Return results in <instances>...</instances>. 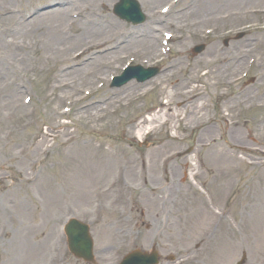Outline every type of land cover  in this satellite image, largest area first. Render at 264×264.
Returning a JSON list of instances; mask_svg holds the SVG:
<instances>
[{"label":"rangeland","instance_id":"374dc122","mask_svg":"<svg viewBox=\"0 0 264 264\" xmlns=\"http://www.w3.org/2000/svg\"><path fill=\"white\" fill-rule=\"evenodd\" d=\"M57 1L21 0L22 6L27 8L26 15L30 16L36 11L50 10ZM117 1L105 0V12L117 23L136 27L114 16L112 7ZM175 1L139 0L146 14V26H154L160 32L169 29L184 38L170 40L154 56L149 52L139 55L129 52L123 58L115 59L109 72H99V82L103 86L100 89L95 86L92 97L84 102L93 107L94 101L102 98L104 92L109 93L105 100L113 94L126 96V85L120 88L106 85L110 75L119 73L126 64H141L144 68L158 65L160 68L154 78L136 83L137 87L129 94L128 106L109 105L108 109L96 111L98 118L78 117L81 110L59 115L67 111V105L55 97L51 87V76L59 70L56 64L37 71L27 61L29 52L22 48L7 49L11 53L0 54V60L9 58L20 68L16 72L20 84L0 91V159L6 156L4 148L16 150L18 144L29 143L34 135H45L52 145L51 151L45 156H37L34 168L27 170L40 176V183L20 182L28 165L21 166L24 170L19 167L16 171L7 170L3 165L0 167L1 174L7 175L10 171L11 179L7 180L11 182L15 200L13 204L8 195L0 199V217L9 221L7 228L11 238L5 242L10 243L14 260L9 261H13L12 264H89L67 251L61 225L71 216L89 225L94 254V263L90 264H116L130 249L148 250L150 247L159 251V264H166L167 254L179 259L176 264H235L242 256H245L244 264H253L257 259L260 260L257 264H264V227L261 229L260 226V218L264 217V166L248 164L262 160L263 156L249 158L241 150H264V132L258 135L250 130L253 120L264 118V0H210L207 16L190 14V20L180 18V22L175 20L177 16L197 10L201 0H181L178 4ZM9 4L16 6L18 3L0 0V6ZM163 7H168L166 14L162 13ZM248 8L254 12L246 15L244 12ZM256 9L261 12L258 14ZM153 14L160 17L158 22H152ZM183 23L185 28L181 26ZM174 25L178 26L175 30L167 27ZM17 30L15 27L10 31L16 40L37 41L38 45L47 35L45 30L34 31L33 27L26 34ZM71 31L78 35L76 27L73 26ZM10 32H0V41L11 38ZM226 38L229 40L224 44ZM256 39L262 44L251 47ZM198 44H205V50L191 55V48ZM246 46L249 51H244ZM75 48L78 45L74 47L73 44L70 52ZM234 51L241 64L237 69L231 67L225 76L234 77L232 84L221 88L215 86L214 79L203 76L194 93L185 92L190 84L196 87L192 80L203 74L204 66L214 67L219 63L216 59ZM177 57L182 58L179 63L174 62ZM211 60L214 62L210 63ZM188 76L192 77L189 83ZM65 79L71 78L60 74V80ZM0 82L3 83V78ZM94 84L91 79L80 86L81 89H93ZM202 88H206L207 93L202 92L205 90ZM25 89L31 97L28 105L20 102ZM195 93L197 98L190 99ZM164 106L167 107V121L155 116L154 120L147 119L154 111L161 112ZM194 106H197V113L193 115L190 111ZM173 114L177 115L176 119ZM200 117L211 122L198 130L194 124L201 120ZM223 118L230 119L231 124ZM57 127L62 130H56ZM139 129L142 132L138 135ZM70 136H74L70 141L81 143L67 149L64 141ZM143 139L146 144L140 142ZM215 141L236 150L237 158L243 163L226 165L221 170L222 175L210 184L208 180L214 162L209 153ZM95 143L100 145L94 148ZM137 154L149 159L151 176H156L151 180L154 185L163 183L156 175L161 168L160 158L167 154L174 157L168 166L173 185L166 190L169 193L166 202L169 214L166 215H170L171 227H161L156 203L145 201L146 196L139 193L141 189L134 176L135 166L140 169L139 163L136 164ZM83 155L108 160L102 169L93 171L90 176L78 165ZM198 161L200 170L193 175L196 169L193 163ZM114 164L123 165L128 172L131 179L127 185L117 181L106 185L112 178ZM218 164L216 161L215 165ZM192 178L201 183L205 192L193 183ZM138 208L145 213V220L138 215ZM259 230L262 236H259ZM5 242L4 247H0V257L6 255V250L3 251L7 248ZM18 244L28 248L24 261H17L15 257L13 249Z\"/></svg>","mask_w":264,"mask_h":264},{"label":"bare ground","instance_id":"6f19581e","mask_svg":"<svg viewBox=\"0 0 264 264\" xmlns=\"http://www.w3.org/2000/svg\"><path fill=\"white\" fill-rule=\"evenodd\" d=\"M10 2L12 0H9ZM52 1V0H49ZM65 1L68 0H59L57 3H55V7L42 12V13H36L29 17L28 19L23 18L25 8L22 9V5L20 1H16L18 3L16 6L9 4L7 6H3L0 8L1 12H3L1 23H3L0 26V32L1 33H8L11 31L12 28L17 27L18 30L16 32H22V33H28L30 28H34V31L36 30H45L46 37L42 39V42L40 45H38L37 41H33L31 43H26L24 41L16 40L12 33V37L8 38L7 40H1L0 41V54H4L5 52L11 53L9 50L12 48V50H16V48H22L23 51L29 52L28 62H30V65H32V69H36L37 71H42L47 66H54L55 64L58 66L59 70L55 71L53 75L51 76V87L52 90L55 92V97L59 101L69 100L72 99L74 102L77 100V96L79 93L82 94L83 89H81L80 85H83L87 82H89L92 78H95L99 75V72L106 71L107 69L111 68L113 66L114 60L118 59L120 57H123L130 53H136L139 54H146L147 52L150 53L151 56H154L156 54V51H158L157 46V35L156 33L151 32L150 30L154 29V26H147L145 27V30L138 29V31L134 29H129L124 27L123 25H120L111 17L108 15L107 12H105L104 2L105 0H74L73 3H67ZM112 1V0H110ZM189 1V0H187ZM191 1V0H190ZM194 1V0H192ZM196 1V0H195ZM215 0H212V2ZM79 2V3H78ZM82 2V4H81ZM200 2V1H199ZM209 2L210 0H201V4L199 8L195 11L191 12H184L181 16H177L175 19L176 21L180 18L188 21L190 20L188 17H190V14H194L195 16L199 14H206L204 16L208 15L209 11ZM106 3V2H105ZM196 5V4H195ZM189 7V6H188ZM257 11H260L257 9ZM246 15H249L253 13L250 8L245 9L244 12ZM259 13V12H257ZM160 18V17H159ZM194 17H192V20ZM6 22V23H4ZM76 27V30L78 31V35H76V31L72 32L71 28ZM183 28L186 27V24L183 23L181 25ZM169 27V26H167ZM178 26H173V29H177ZM182 38L183 35L181 36ZM173 39V36L172 38ZM42 44V45H41ZM75 45L83 46V49L76 55L75 58H77V61L71 65L70 67H62L65 62H72L71 58H68L66 55L70 54V50ZM262 44V41L259 39L254 40L253 43L250 44L251 47H256L257 45ZM16 47V48H15ZM248 47V46H246ZM244 47V48H246ZM76 49V48H75ZM74 49V50H75ZM250 48L248 47L244 51H249ZM73 51V50H72ZM237 51H242V49H238ZM19 55V54H17ZM26 56V54H25ZM238 55L236 52H232L231 54H228L223 57H219L215 61H218L219 63L215 65L214 67L210 66L209 64L204 66L205 72L204 76H206L207 79L212 78L215 80V86H220L221 88L226 86L227 84H230L233 80L232 75H230L228 78L227 72L230 71L231 67H234L237 69L241 62L238 60ZM20 58V57H19ZM178 59H175L174 62H180L181 57H177ZM23 58H20L22 60ZM214 62V60H211L210 63ZM264 63V62H263ZM62 64V65H61ZM19 66L17 63L11 59H7L6 57L2 58L0 60V78H3V83L0 82V91H2L4 88H10L15 87L18 84V78L16 76V72L20 71ZM196 69V68H195ZM196 72V71H195ZM60 74H63L65 76H69L70 80H60ZM187 82L192 80L191 76L187 77ZM200 82V80L198 79ZM209 88L211 89V84L208 83ZM207 86V88H208ZM136 86L131 85L126 92V96H117L113 95L112 98H109L105 100V98L109 95L108 92H105L103 94V97L98 99L97 101H94L95 106L91 104L90 106L88 104H84L83 102L81 104L76 105L74 109V113H77L78 111V117L86 116L89 119L92 118H98V113L104 109H108L109 105H114L116 107L124 106L127 104L128 100L131 99L130 93H132L135 90ZM197 89V86H192L191 84L187 86V90L185 92H192L194 93ZM57 92V93H56ZM197 93L194 95L192 94L190 96V99H196ZM72 100H69L70 103ZM105 100V102H104ZM108 104V105H107ZM168 108H170L169 100L167 102ZM264 105V103H262ZM262 104H258V106H263ZM161 110V109H160ZM98 113H97V112ZM199 111V110H198ZM193 115L197 113V106H194L191 108L190 111ZM161 113V114H158ZM166 113H167V107L164 106L163 110L160 111H154V113L151 115L150 118H147L148 120H154L155 117H158L161 121L168 120L166 119ZM155 116V117H154ZM170 118V117H168ZM177 115L173 114V119H176ZM201 119V117H200ZM225 122H231L230 119L226 121V118H223ZM197 124H194V128L201 130L203 126L208 125L211 120L210 119H201L197 121ZM231 124V123H230ZM209 126V125H208ZM212 129V127H210ZM213 130V129H212ZM252 132L256 131L258 135L264 130V118L253 120L251 122V129ZM67 132V131H66ZM138 134H141V130H138ZM64 146H67V149L70 148V145H79L81 142H75L70 141V137L64 141ZM52 145L49 144L48 140L45 139V137L41 139H32L29 143L25 144H18L16 150L9 148H4V151L6 152V156L4 159H0V167L2 165L7 170H13L16 171L19 167L21 169L24 165H28L26 167L25 172L22 173V176L20 177L21 183L26 182H41L42 178L39 177H32L31 173L27 170H32L35 165V160L37 159V156L43 152H50ZM97 147L96 144H94V148ZM212 150L209 153V158L214 162L212 168V173L209 177L208 183H213L216 178L221 176L222 169L226 165H233V164H239L243 163V160L238 159L236 156V150L229 149V147H224L220 141H215L212 145ZM33 148V149H32ZM242 154L246 157L251 158L252 156H263L262 160L255 161H249L248 164L251 166H264V150H261L260 148H254L252 149V152L247 149H241ZM30 153H35L30 155ZM25 155V158H21L20 156ZM88 155H83L82 165L87 164L91 160L89 159ZM108 159L104 158L100 161L96 162V165H90L85 168V170H98L102 169L104 167L105 161ZM219 161V164L216 166L215 162ZM101 163V164H100ZM168 164L166 165V170L169 169ZM7 164V165H6ZM196 169L193 173L195 175L199 169V166L195 165ZM23 169L21 170H24ZM149 164L147 165L148 170ZM197 170V171H196ZM88 175L91 174L90 171L87 172ZM115 175L114 169L112 170V176ZM82 176V175H81ZM126 175H118L117 178H125ZM135 176V175H134ZM149 180L151 181L153 179L152 176H149ZM8 179H11L10 171H7V175L0 173V199L5 198L7 195L12 197V187L11 182ZM108 178V177H107ZM130 177H127V181H130ZM136 182H139L140 179L135 176ZM165 184L167 185L168 180L172 181V177L166 175L163 176ZM149 181V182H150ZM146 183V182H145ZM148 184V181H147ZM146 184V185H147ZM194 184L197 185V183L194 182ZM156 195V199L159 200L161 197H158L157 193H155L153 196ZM152 196V197H153ZM10 200L13 204L15 203V200L12 197ZM141 217L143 220H145V215L141 213ZM222 217V216H221ZM219 217V218H221ZM223 218V217H222ZM15 219V218H14ZM256 220V218H253ZM261 220V229L264 227V217L260 218ZM263 221V222H262ZM9 221L2 220V217H0V247H4L3 242H5L6 239L11 238V232L9 231V228H7V223ZM249 222V220L247 221ZM253 224V223H252ZM256 225V224H255ZM257 232V231H253ZM259 236H262L260 234ZM6 255H2L0 257V264H12L14 260L11 258V250L9 248L10 243H7ZM15 253V257L17 261H24V257L28 251L27 247L17 245L16 249H13ZM6 261H2V260ZM257 262H260V260L257 259L253 264H257ZM20 264V263H18Z\"/></svg>","mask_w":264,"mask_h":264},{"label":"water","instance_id":"95a60500","mask_svg":"<svg viewBox=\"0 0 264 264\" xmlns=\"http://www.w3.org/2000/svg\"><path fill=\"white\" fill-rule=\"evenodd\" d=\"M82 237H87L88 238L87 234H83ZM73 249H74L73 251H76L75 248H73Z\"/></svg>","mask_w":264,"mask_h":264}]
</instances>
